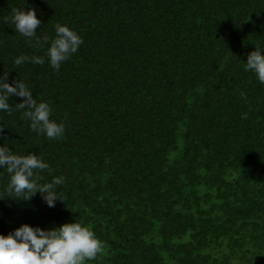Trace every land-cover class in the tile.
<instances>
[{
	"label": "trees",
	"instance_id": "16d2710c",
	"mask_svg": "<svg viewBox=\"0 0 264 264\" xmlns=\"http://www.w3.org/2000/svg\"><path fill=\"white\" fill-rule=\"evenodd\" d=\"M13 8L36 10L39 45ZM56 23L83 38L58 70ZM255 46L264 0H0V75L65 123L48 139L14 108L23 98L0 111V146L42 157L38 183L64 177L48 207L4 191L0 169V234L76 219L104 242L85 264H264V84L243 64ZM22 54L45 60L14 65Z\"/></svg>",
	"mask_w": 264,
	"mask_h": 264
},
{
	"label": "clouds",
	"instance_id": "9594fccd",
	"mask_svg": "<svg viewBox=\"0 0 264 264\" xmlns=\"http://www.w3.org/2000/svg\"><path fill=\"white\" fill-rule=\"evenodd\" d=\"M11 22L16 33L23 36L29 43L35 38L37 46L41 43L36 37L37 26L41 20L37 18L36 10L29 8H13ZM55 35L50 38L46 49V57L50 67L58 70L61 63L70 59L83 44V38L68 25L56 23ZM49 41V37H44ZM264 47L255 46V50L247 55L244 70L251 71L256 79L264 84ZM44 56L19 55L14 58V65H21L25 61L43 64ZM241 97L245 93L241 92ZM10 96L23 98L14 108L21 111L22 118L28 120L29 127L37 135L43 134L48 139H60L65 132V123H57L50 119L51 107L46 101L33 98V94L26 83L19 79L8 82V73L0 75V111L11 113L13 108L9 104ZM246 113L242 114V118ZM0 169L9 176L4 191L17 197L23 196L28 200L36 193H40L42 200L48 207H54L57 200H61L55 188L64 183L63 176H53L50 182L38 183L40 173L49 169L48 163L37 154H17L7 145L0 146ZM101 241L90 224L85 225L76 219L73 222L63 223L58 227L41 228L21 224L7 235L0 234V264H85L103 250Z\"/></svg>",
	"mask_w": 264,
	"mask_h": 264
}]
</instances>
